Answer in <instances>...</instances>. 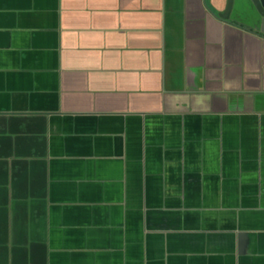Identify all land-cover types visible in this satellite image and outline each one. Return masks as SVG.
Segmentation results:
<instances>
[{
  "label": "crops",
  "instance_id": "0c3cea01",
  "mask_svg": "<svg viewBox=\"0 0 264 264\" xmlns=\"http://www.w3.org/2000/svg\"><path fill=\"white\" fill-rule=\"evenodd\" d=\"M226 5L0 0V264H264V35Z\"/></svg>",
  "mask_w": 264,
  "mask_h": 264
},
{
  "label": "water",
  "instance_id": "95a60500",
  "mask_svg": "<svg viewBox=\"0 0 264 264\" xmlns=\"http://www.w3.org/2000/svg\"><path fill=\"white\" fill-rule=\"evenodd\" d=\"M257 15L260 18L259 21V31L264 35V0H250ZM234 0H227L226 9L223 13L219 14L217 17L220 20L228 21L230 13L232 11Z\"/></svg>",
  "mask_w": 264,
  "mask_h": 264
}]
</instances>
